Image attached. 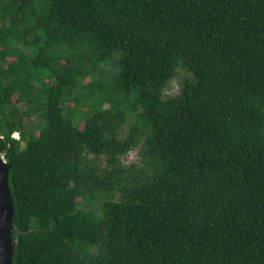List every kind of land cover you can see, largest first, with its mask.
Instances as JSON below:
<instances>
[{
	"label": "trees",
	"instance_id": "trees-1",
	"mask_svg": "<svg viewBox=\"0 0 264 264\" xmlns=\"http://www.w3.org/2000/svg\"><path fill=\"white\" fill-rule=\"evenodd\" d=\"M0 153L13 264H264V0H0Z\"/></svg>",
	"mask_w": 264,
	"mask_h": 264
},
{
	"label": "water",
	"instance_id": "water-1",
	"mask_svg": "<svg viewBox=\"0 0 264 264\" xmlns=\"http://www.w3.org/2000/svg\"><path fill=\"white\" fill-rule=\"evenodd\" d=\"M10 164L0 153V264H13L15 206L9 185Z\"/></svg>",
	"mask_w": 264,
	"mask_h": 264
},
{
	"label": "rangeland",
	"instance_id": "rangeland-1",
	"mask_svg": "<svg viewBox=\"0 0 264 264\" xmlns=\"http://www.w3.org/2000/svg\"><path fill=\"white\" fill-rule=\"evenodd\" d=\"M119 53V52H118ZM117 54V53H116ZM121 57V55H116L113 57L109 62L108 65L104 66V70L106 71H116L118 70V63L117 58ZM190 76V74L184 70L180 69V72L177 77H175L169 87L166 90V95H175L180 90V82L184 81V79ZM89 81V80H87ZM106 107H109V104H106ZM134 123V121H129L127 125L123 126L121 128V131L119 133L120 138H126L128 134L130 133L131 125ZM83 125V123H82ZM90 162L94 164L96 167L99 168H107L108 167V158L105 156L101 157H95L93 154L89 155ZM140 160V153H139V147L132 149L127 154L123 155L121 157V162L124 166L128 167L132 163H138Z\"/></svg>",
	"mask_w": 264,
	"mask_h": 264
},
{
	"label": "clouds",
	"instance_id": "clouds-1",
	"mask_svg": "<svg viewBox=\"0 0 264 264\" xmlns=\"http://www.w3.org/2000/svg\"><path fill=\"white\" fill-rule=\"evenodd\" d=\"M17 133L19 134V138H17V137L14 136V135L17 134ZM12 136H13L14 138H16V139H20V138H21V137H20V133H19L18 131H16ZM2 155H3V154H2ZM3 157H4V155H3ZM4 159H5V157H4ZM5 160H6V159H5Z\"/></svg>",
	"mask_w": 264,
	"mask_h": 264
},
{
	"label": "built area",
	"instance_id": "built-area-1",
	"mask_svg": "<svg viewBox=\"0 0 264 264\" xmlns=\"http://www.w3.org/2000/svg\"><path fill=\"white\" fill-rule=\"evenodd\" d=\"M14 136H15V137H17V138H19V134H18V133H17V134H15ZM2 137H3V136H2Z\"/></svg>",
	"mask_w": 264,
	"mask_h": 264
}]
</instances>
